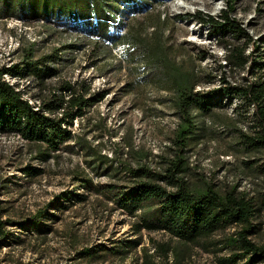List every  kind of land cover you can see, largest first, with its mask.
I'll list each match as a JSON object with an SVG mask.
<instances>
[{"label": "rangeland", "instance_id": "374dc122", "mask_svg": "<svg viewBox=\"0 0 264 264\" xmlns=\"http://www.w3.org/2000/svg\"><path fill=\"white\" fill-rule=\"evenodd\" d=\"M10 1L4 9L0 0V69L25 75L4 78L37 105L68 99L73 90L98 100L73 119L75 138L46 160L36 143L0 131V222L9 221L0 231V264H222L237 253L228 244L235 225L186 243L147 229L141 211L130 215L113 197L132 186L129 166L161 170L175 154L181 119L169 70L193 71L195 90L264 76V70L252 74L247 65L227 63L236 46L246 54L257 47L254 57L262 60L264 0H235L230 17L244 30L217 36L198 13L220 15L224 0L107 6L115 18L110 15L106 35L95 20L57 10L39 14L25 0ZM45 57L51 71L41 78L28 63ZM192 113L196 129L186 146L185 180L192 188L252 199L250 238L264 246V144L252 105L222 97ZM43 209L49 214L38 217ZM248 263L264 264V258Z\"/></svg>", "mask_w": 264, "mask_h": 264}, {"label": "trees", "instance_id": "16d2710c", "mask_svg": "<svg viewBox=\"0 0 264 264\" xmlns=\"http://www.w3.org/2000/svg\"><path fill=\"white\" fill-rule=\"evenodd\" d=\"M132 0H25L30 11L43 14L49 11H61L77 15L80 18L97 22V28L106 35L108 21L113 13L106 7L119 10L123 3ZM7 8L11 1L2 0ZM225 9L220 15L198 14L201 23L210 26L213 36L229 30L243 32L242 26L230 17L235 0H224ZM179 18L183 15H178ZM112 18H115L112 15ZM188 18V17H187ZM93 23V22H92ZM257 46V45H256ZM255 47L249 54L238 46L229 49L227 63L236 68H244L254 73V68L264 70V53L260 62H256ZM41 61L28 64L34 73L43 78L51 68ZM42 65V67H39ZM168 71L177 92V106L181 122L175 138L177 146L174 156L167 161V166L161 170L152 169L147 165L129 166L128 173L134 178L132 186L114 194V200L119 208L135 216L137 211L142 213L143 225L150 230H163L173 237L186 243H200L210 239L218 231L228 227H239L235 235L228 237V244L237 253H231L221 259L222 264H249V260L264 258V246L256 244L251 238L253 217L256 212L254 201L246 196L237 194L234 190L221 193L213 187L203 189L192 188L184 178L187 166L185 158L188 140L196 129L195 116L192 110H209L219 98L239 97L248 105H252L255 116L259 119L262 133L259 141L264 144V76H251L244 82L231 83L223 79V85L210 89L195 90V74L191 70L182 71L175 67ZM23 77L22 71L11 68L0 69V131L13 132L24 140L39 145V157L46 160L61 149L62 144L75 138L70 128L73 119L84 116L87 107L98 99H91L85 94L71 92L68 99L61 97L57 103L43 101L37 105L24 96V92L15 84L4 78V74ZM68 85L65 89H69ZM91 100L93 102H91ZM214 102V103H213ZM49 214L46 209L40 210L39 215ZM5 222H0V231ZM41 220L34 221L39 225ZM28 225L27 223L25 226ZM30 226V225H29ZM88 252V251H87Z\"/></svg>", "mask_w": 264, "mask_h": 264}, {"label": "built area", "instance_id": "2783aa9c", "mask_svg": "<svg viewBox=\"0 0 264 264\" xmlns=\"http://www.w3.org/2000/svg\"><path fill=\"white\" fill-rule=\"evenodd\" d=\"M96 20V19H95Z\"/></svg>", "mask_w": 264, "mask_h": 264}]
</instances>
